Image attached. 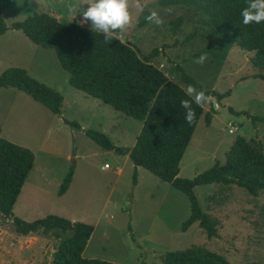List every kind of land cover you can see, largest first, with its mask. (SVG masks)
I'll use <instances>...</instances> for the list:
<instances>
[{"label":"rangeland","instance_id":"1","mask_svg":"<svg viewBox=\"0 0 264 264\" xmlns=\"http://www.w3.org/2000/svg\"><path fill=\"white\" fill-rule=\"evenodd\" d=\"M134 2V0H133ZM163 20L139 27L143 11L133 8V25L114 33L130 43L141 55L154 48L159 53L151 62L169 79L187 88L179 78L181 65L204 88L230 94L220 101L204 104L190 142L180 161L179 176L192 179L224 163L234 139L240 135L264 149V79L251 63L253 52L231 47L218 65L210 57L197 59L208 42L201 35V13L190 9L158 5L156 0H140ZM82 0H0V74L8 67L24 68L28 75L63 95L61 114L55 115L28 94L14 87L0 88V137L30 149L40 173L31 170L17 199L14 213L25 221L56 215L93 225L84 249L85 258L119 264H164L167 251L193 245L223 254L232 264H264V220L260 207L264 193L250 195L238 186L220 188L217 183L194 187L201 209L218 220V236L207 238L198 222L186 231L183 222L190 216L188 198L170 183L142 167H135L127 155L106 150L85 134L95 130L116 146L131 148L142 122L115 110L99 99L72 87L53 49L31 42L21 31L11 28L35 12H45L60 22L81 24L89 5ZM178 17L182 22L174 29ZM91 28L90 22L81 24ZM200 33H193L196 28ZM198 91V90H197ZM215 109L214 112L211 109ZM212 112L209 125L205 112ZM249 115V116H247ZM63 119L77 122L75 129ZM230 126L236 129L229 133ZM104 163L110 165L104 168ZM73 178L67 191L58 190L70 166ZM20 207V209H19ZM21 209H23L21 211ZM52 234L41 231L19 234L12 219L0 212V264H51L58 243Z\"/></svg>","mask_w":264,"mask_h":264},{"label":"trees","instance_id":"2","mask_svg":"<svg viewBox=\"0 0 264 264\" xmlns=\"http://www.w3.org/2000/svg\"><path fill=\"white\" fill-rule=\"evenodd\" d=\"M158 5L190 9L201 16V35L208 42L202 53L211 55L222 65L228 51L234 45L253 52L251 63L262 70L258 76L264 79V22L243 24L242 10L248 0H156ZM144 9L137 25L149 23ZM182 22L178 17L174 29ZM11 28L21 31L31 42L43 48L53 49L60 66L68 72L69 84L85 94L99 99L115 110L142 122L139 134L131 148L114 145L102 132L87 129L85 134L106 150L128 155L135 167H142L163 181L181 191L189 200L190 216L183 222L182 231L198 222L207 238L218 236V220L204 212L194 193V187L217 183L220 188L238 186L250 195L264 193V149L259 142L252 143L238 135L226 153L224 163L214 165L192 179L180 177V161L190 142L196 124L203 113V107L192 104L195 122L185 120L186 109L181 101L191 99L185 88L168 78L165 72L155 66L151 59L158 55L154 48L141 55L130 43L114 36L106 43L102 34L84 27L76 21L60 22L45 12H35L22 21H16ZM196 28L193 33H200ZM7 29L0 13V34ZM180 80L186 87L195 86L216 101L230 94L207 89L176 65ZM14 87L28 94L35 101L60 115L63 95L29 76L21 67H8L0 74V88ZM154 104L149 107V102ZM212 112L215 109H211ZM212 112H205V123L210 124ZM249 116V115H247ZM253 121H264V116H252ZM75 129H81L75 121L63 119ZM34 153L6 138L0 137V212L9 214L17 233L27 235L41 231L52 234L58 243L52 253L51 264H119L96 258H85L82 253L93 232V225L83 221H72L65 217L46 215L33 221H25L13 213V206L34 163ZM71 165L63 178L58 194H64L73 178ZM264 220V203L260 207ZM164 264H232L223 254L204 246L193 245L181 250L167 251L162 257Z\"/></svg>","mask_w":264,"mask_h":264},{"label":"clouds","instance_id":"3","mask_svg":"<svg viewBox=\"0 0 264 264\" xmlns=\"http://www.w3.org/2000/svg\"><path fill=\"white\" fill-rule=\"evenodd\" d=\"M81 4L89 5L86 10L80 8L82 13L81 24L90 22L91 29L100 33L104 37L106 43L113 41V34L116 32H126L133 25V8L143 11L144 5L140 0H82ZM243 24H260L264 22V0H248L247 7L241 12ZM145 19L157 25L163 24V20L158 13L149 10V14ZM208 59V54H202L197 63L203 64ZM185 93L191 99L181 101V107L186 109L185 120L188 124L195 122V110L192 104L202 107L207 101H213L211 96L205 94L204 91H197L195 86L189 85L185 89ZM154 101L149 102V107Z\"/></svg>","mask_w":264,"mask_h":264},{"label":"crops","instance_id":"4","mask_svg":"<svg viewBox=\"0 0 264 264\" xmlns=\"http://www.w3.org/2000/svg\"><path fill=\"white\" fill-rule=\"evenodd\" d=\"M35 156V155H34ZM127 157H128V155H127ZM36 158V157H35ZM129 158V157H128ZM42 169H43V167H39V166H37L36 165V163H35V159H34V163H33V166H32V168H31V170H36V172H38V173H40L41 171H42ZM31 170L29 171V173L31 172ZM28 173V174H29ZM27 177H28V175H27ZM26 177V179H25V182H24V184H23V186H22V188H21V190H20V192L22 191V189H23V187L25 186V184H26V182H27V178ZM20 194V193H19ZM18 197H19V195H18ZM18 197H17V199H18ZM17 199H16V202H17ZM15 202V204H14V206H13V213H14V210H15V207L18 205V203H16ZM19 209H20V207H19ZM23 209H21V211H22ZM14 215H15V213H14ZM16 216V215H15ZM72 221H75V220H72ZM82 255H83V253H82Z\"/></svg>","mask_w":264,"mask_h":264},{"label":"built area","instance_id":"5","mask_svg":"<svg viewBox=\"0 0 264 264\" xmlns=\"http://www.w3.org/2000/svg\"><path fill=\"white\" fill-rule=\"evenodd\" d=\"M235 129H236V128H235L234 126H230L229 129H228V132H229V133H233ZM103 167H104V168H109L110 165H109L108 163H104Z\"/></svg>","mask_w":264,"mask_h":264},{"label":"water","instance_id":"6","mask_svg":"<svg viewBox=\"0 0 264 264\" xmlns=\"http://www.w3.org/2000/svg\"><path fill=\"white\" fill-rule=\"evenodd\" d=\"M6 217H9V214H5Z\"/></svg>","mask_w":264,"mask_h":264}]
</instances>
